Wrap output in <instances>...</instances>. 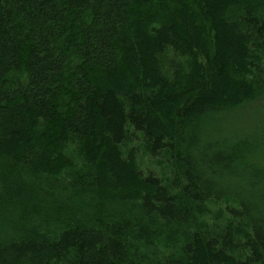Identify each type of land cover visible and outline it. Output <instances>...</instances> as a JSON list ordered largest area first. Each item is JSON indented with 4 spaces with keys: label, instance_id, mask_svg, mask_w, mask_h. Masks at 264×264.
Instances as JSON below:
<instances>
[{
    "label": "trees",
    "instance_id": "1",
    "mask_svg": "<svg viewBox=\"0 0 264 264\" xmlns=\"http://www.w3.org/2000/svg\"><path fill=\"white\" fill-rule=\"evenodd\" d=\"M262 98L264 0H0V264H264Z\"/></svg>",
    "mask_w": 264,
    "mask_h": 264
},
{
    "label": "rangeland",
    "instance_id": "2",
    "mask_svg": "<svg viewBox=\"0 0 264 264\" xmlns=\"http://www.w3.org/2000/svg\"><path fill=\"white\" fill-rule=\"evenodd\" d=\"M253 106H254L255 108H263V107H264V98H262V99L256 101V102L253 104ZM260 118L264 119V114H263ZM145 162H147V161L145 160Z\"/></svg>",
    "mask_w": 264,
    "mask_h": 264
}]
</instances>
